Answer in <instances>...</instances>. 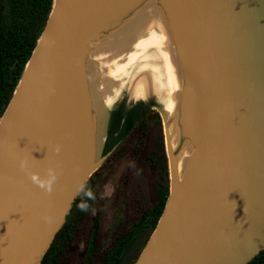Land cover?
Instances as JSON below:
<instances>
[{"label":"water","instance_id":"obj_1","mask_svg":"<svg viewBox=\"0 0 264 264\" xmlns=\"http://www.w3.org/2000/svg\"><path fill=\"white\" fill-rule=\"evenodd\" d=\"M150 15L181 86L172 116L156 108L170 194L135 264H249L264 252V0H54L0 119V264H43L78 182L108 159L95 60L110 65ZM21 158L42 176L57 168L50 195Z\"/></svg>","mask_w":264,"mask_h":264},{"label":"rangeland","instance_id":"obj_2","mask_svg":"<svg viewBox=\"0 0 264 264\" xmlns=\"http://www.w3.org/2000/svg\"><path fill=\"white\" fill-rule=\"evenodd\" d=\"M28 7V0H0V13L8 25L16 24L20 44L34 36V25L29 24L26 18ZM153 21H147L139 29L137 38L127 51L123 53L122 50V53L115 54V58L113 56L107 63L110 66L103 60H95V65L100 64L99 69L98 65L94 69L93 80L105 106L112 108L127 94L133 100L137 92L145 102L153 99L164 110L169 104L176 105L179 89H175L172 80L177 79L172 49L167 34L156 24L158 20ZM139 42H145L148 47L140 49ZM135 55L141 58L131 61ZM159 116L156 109L147 110L146 116L90 179L89 186L97 196L93 203L95 215L91 212L86 216L79 215L77 207L71 211L70 259L69 263L61 261V264H100L119 237L136 229L143 216L168 192L170 194L166 149L165 156L157 151V145L165 138L163 121ZM107 129L106 120L103 135ZM148 237L145 243L138 240L127 260L121 264H135Z\"/></svg>","mask_w":264,"mask_h":264},{"label":"trees","instance_id":"obj_3","mask_svg":"<svg viewBox=\"0 0 264 264\" xmlns=\"http://www.w3.org/2000/svg\"><path fill=\"white\" fill-rule=\"evenodd\" d=\"M28 1L29 7L26 10L28 16L26 18L29 24L34 25V36L27 38L24 44L18 42V28H16V24L13 26L8 25L6 19L0 13V119L19 84L26 65L45 28L54 4V0ZM138 123L139 116H135L133 112L126 117L122 116V114L115 115L108 133L103 139L100 157L109 158L121 143L131 134ZM158 124L160 126L162 125L161 120H159ZM157 151L165 156L163 139L157 145ZM168 195L169 192L162 200H160L158 205L152 210H149L143 216V219L136 225V229L133 228L119 237L113 249L103 256L100 264H121L127 260L133 246L138 240L145 243L147 237L151 235L157 226L164 211ZM79 200L80 197H78L74 203L72 211L76 209ZM89 203H91L93 207L94 202L90 201ZM72 213L73 212L68 216L64 228L57 235L51 249L43 261V264H61V261L69 263L70 257L68 249L72 241V225L69 223V220ZM87 214L88 213L79 210V215L86 216ZM249 264H264V252H261Z\"/></svg>","mask_w":264,"mask_h":264},{"label":"clouds","instance_id":"obj_4","mask_svg":"<svg viewBox=\"0 0 264 264\" xmlns=\"http://www.w3.org/2000/svg\"><path fill=\"white\" fill-rule=\"evenodd\" d=\"M61 145L59 143L53 146V151L56 154L61 152ZM19 169L26 174L31 183L37 186L45 195H50L54 190V185L59 179L57 168L48 167L45 169V173L42 176L39 172L32 171L28 166L27 158H21L18 161ZM75 196L80 197L77 203V208L84 213L91 212L95 215V209L92 207L90 201H95L97 196L95 191L88 185L87 181L78 182L75 189ZM45 222H51L52 217L44 215Z\"/></svg>","mask_w":264,"mask_h":264},{"label":"flooded vegetation","instance_id":"obj_5","mask_svg":"<svg viewBox=\"0 0 264 264\" xmlns=\"http://www.w3.org/2000/svg\"><path fill=\"white\" fill-rule=\"evenodd\" d=\"M130 99H131V96L129 97L127 94L125 98H123L122 102L116 101L115 104L112 106V108H109L108 106L105 107V117L108 122V129H107L106 134L108 133V130L110 128V125L113 122L115 115L122 114V116L126 117L128 114L133 112L135 116H139V122H140L141 119L144 116H146L148 109H156L158 107L156 101L153 99L147 102H145L144 100L133 101Z\"/></svg>","mask_w":264,"mask_h":264},{"label":"bare ground","instance_id":"obj_6","mask_svg":"<svg viewBox=\"0 0 264 264\" xmlns=\"http://www.w3.org/2000/svg\"><path fill=\"white\" fill-rule=\"evenodd\" d=\"M149 18V19H148ZM154 18H156V16L155 15H150V16H147V19H148V21H151V22H153L154 23V21L153 20H155ZM157 24V26H159L158 28L159 29H162V27L160 26V24L157 22L156 23ZM163 30V29H162ZM138 47L141 49H146L147 47H148V44H146L145 42H139L138 43ZM137 49V48H136ZM140 57V55H135V57H132V60L131 61H136V58H139ZM141 58V57H140ZM108 66H110V65H108ZM106 67H104V69H105ZM101 69H103V68H101ZM155 80V79H154ZM173 80V85H174V87H175V89H180V84H179V82H178V80L177 79H172ZM141 81V80H140ZM138 82H139V80H138ZM142 83H144V82H142ZM165 87V86H164ZM139 100H143L142 99V97L139 95V93L137 92L136 93V95L133 97V101H139ZM175 104H169V106H167V111L169 112V115H173L174 114V112H175ZM119 122V121H118ZM120 124V123H119ZM125 128V127H124ZM117 129V128H116ZM115 129V130H116ZM123 132V131H122ZM187 157V155L185 154L183 157H181V159H180V162H179V173L180 174H182V172H183V169H184V164H185V158Z\"/></svg>","mask_w":264,"mask_h":264}]
</instances>
